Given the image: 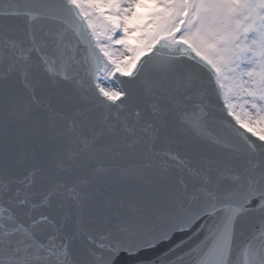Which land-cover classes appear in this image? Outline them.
Instances as JSON below:
<instances>
[{
    "label": "snow or ice",
    "instance_id": "1",
    "mask_svg": "<svg viewBox=\"0 0 264 264\" xmlns=\"http://www.w3.org/2000/svg\"><path fill=\"white\" fill-rule=\"evenodd\" d=\"M0 264H264V0H0Z\"/></svg>",
    "mask_w": 264,
    "mask_h": 264
}]
</instances>
